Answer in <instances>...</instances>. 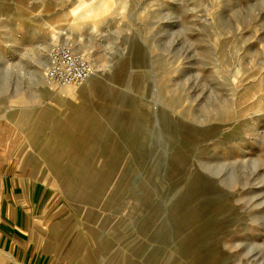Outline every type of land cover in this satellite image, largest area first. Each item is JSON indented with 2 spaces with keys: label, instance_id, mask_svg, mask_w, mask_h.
<instances>
[{
  "label": "rangeland",
  "instance_id": "1",
  "mask_svg": "<svg viewBox=\"0 0 264 264\" xmlns=\"http://www.w3.org/2000/svg\"><path fill=\"white\" fill-rule=\"evenodd\" d=\"M103 1L0 0V121L63 201L47 248L61 264H264V0ZM59 30L90 88L45 81L34 59Z\"/></svg>",
  "mask_w": 264,
  "mask_h": 264
},
{
  "label": "crops",
  "instance_id": "2",
  "mask_svg": "<svg viewBox=\"0 0 264 264\" xmlns=\"http://www.w3.org/2000/svg\"><path fill=\"white\" fill-rule=\"evenodd\" d=\"M10 124L0 121V264H61L46 244L63 201L25 171Z\"/></svg>",
  "mask_w": 264,
  "mask_h": 264
},
{
  "label": "built area",
  "instance_id": "3",
  "mask_svg": "<svg viewBox=\"0 0 264 264\" xmlns=\"http://www.w3.org/2000/svg\"><path fill=\"white\" fill-rule=\"evenodd\" d=\"M45 81L56 87L80 85L93 71L87 55L75 50L68 42L53 41L46 51Z\"/></svg>",
  "mask_w": 264,
  "mask_h": 264
},
{
  "label": "bare ground",
  "instance_id": "4",
  "mask_svg": "<svg viewBox=\"0 0 264 264\" xmlns=\"http://www.w3.org/2000/svg\"><path fill=\"white\" fill-rule=\"evenodd\" d=\"M101 1H102V4H104V1L103 0H101ZM96 7H97V5L96 6H92V7L88 8V11L89 12H92V11L95 10ZM75 9L76 8L70 9L67 12V15H70L72 13H75ZM50 34H52L50 36V38L52 39V41H55L56 40L55 34H60V36L63 37V39H64L65 42H69V41L66 40V38H68V37H65V33L62 30H59L58 32L52 31ZM48 42H49L48 39H46V40L43 39V42L40 44L41 46L39 45L40 47L37 50L38 51L45 50ZM77 49L80 50L81 48H77ZM34 60L40 65V67L41 66L43 67V65H45V63L47 62L46 54H42L41 55L39 53L38 54L36 53V57H35ZM37 71L39 72V70H37ZM88 78H89V80H91L93 82V81H96L99 78V75L97 74V72H95V73H93V75L91 74ZM89 80L87 79V82ZM91 81H89L88 83H86L83 88H85V89L90 88Z\"/></svg>",
  "mask_w": 264,
  "mask_h": 264
}]
</instances>
